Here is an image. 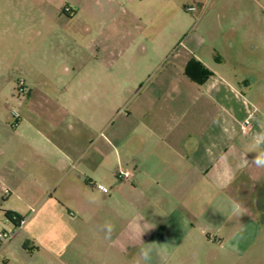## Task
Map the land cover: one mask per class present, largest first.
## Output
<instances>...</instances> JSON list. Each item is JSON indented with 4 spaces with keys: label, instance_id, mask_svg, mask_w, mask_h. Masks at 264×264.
Listing matches in <instances>:
<instances>
[{
    "label": "crops",
    "instance_id": "1",
    "mask_svg": "<svg viewBox=\"0 0 264 264\" xmlns=\"http://www.w3.org/2000/svg\"><path fill=\"white\" fill-rule=\"evenodd\" d=\"M201 1L9 0L14 16L28 10L43 27L4 32L33 30L44 42L18 45V54L39 59L23 98L13 86L0 99V221L13 226L6 211L24 219L7 205L13 192L24 194L25 209H37L26 221L35 232L26 236L20 226L0 239V264H20L27 237L34 246L49 242L51 253L55 238L39 231L58 222L71 227L61 241L105 242V221L115 226L108 241L119 255L140 257L141 247L156 246L150 264H161V248L167 264L209 250L214 262L264 264V169L243 164L256 155L247 152L252 136L264 131V75L240 72L241 51L228 29L204 16ZM189 6H197L198 25L185 24ZM80 16L97 18L92 39L81 35L91 26L76 30ZM77 90L98 103L77 104ZM121 168L131 177L118 178ZM232 200L248 209L239 219H229ZM35 249L21 264H38Z\"/></svg>",
    "mask_w": 264,
    "mask_h": 264
},
{
    "label": "rangeland",
    "instance_id": "2",
    "mask_svg": "<svg viewBox=\"0 0 264 264\" xmlns=\"http://www.w3.org/2000/svg\"><path fill=\"white\" fill-rule=\"evenodd\" d=\"M17 1H15L16 3ZM200 3L203 5L204 16L210 15L212 23L220 28V32L223 29H228L229 42L233 43V49L241 51V57L244 59L245 66H243L240 72L244 74H250L259 72L264 75V0H202ZM13 7V5H12ZM12 7L5 0H0V86L5 90V94L0 98L4 101L5 96H9L12 93L13 86L16 88L15 98H23V94L18 92L19 82H23L25 77L28 76L30 69L34 67L35 62L39 59L34 53L29 50L21 51L18 54V45L33 47L35 43L41 44L44 42V36H40L37 32L29 30L24 33H5L4 27L7 25H23L32 26L36 24L34 29L43 27L41 20L44 18H35L31 14H28V10L21 13L22 17L14 16ZM197 7V6H196ZM187 15L185 24L198 25V18L193 13H186ZM203 16V17H204ZM184 17V18H185ZM206 18V17H205ZM146 19V17H143ZM172 21H175L172 19ZM43 24H49V21ZM76 30L81 25H89L92 27V31L87 34H81L83 40L91 39L97 34L99 24L97 18L80 16L74 23ZM39 27V28H38ZM79 37L80 34L75 33ZM221 35V34H220ZM225 38L226 35H221ZM223 38L221 39L223 41ZM224 43V42H222ZM4 45L11 47L10 51L4 50ZM238 56V53H237ZM247 62V63H246ZM248 63H257L260 66L254 70L252 66H247ZM9 72L11 80H8L7 72ZM241 73V74H242ZM4 75V76H1ZM7 78V79H6ZM55 85L58 82H53ZM8 85V86H7ZM93 83H89V86ZM76 103L81 105H95L98 102V97H89L87 99H81L83 97L82 92L77 90ZM82 100V101H81ZM12 109H17L16 104L9 105ZM18 111V109H17ZM110 114H108L109 116ZM11 195V193L9 194ZM18 192H13L8 202V207L11 209L21 210L24 213V221L21 225L24 235H30V232L36 231L34 223H27V216L35 214L37 211L35 204H32L31 209H25L22 200L18 198ZM27 218V219H26ZM50 227V228H49ZM46 226L42 228L39 235L46 234L55 238V242L51 247L53 250L51 253L46 249L45 245H50L49 242H45V245L34 246V241L27 237L30 248L27 252H24V256L21 261L30 262V253H33L35 247L39 249L41 254L38 264H150L141 257L119 255L118 252L111 246L110 241H87L86 238L76 235L71 241H61L60 236H70V226L66 223H57L54 226ZM17 231L14 230L12 225L0 221V232H8L11 234V239L15 236ZM10 240V239H9ZM5 241V240H2ZM32 251V252H31ZM37 251V250H36ZM199 253V252H198ZM204 253V254H203ZM20 261V264H21ZM168 264H230L227 258H221L220 262H214L211 257V251L200 252L197 257H172ZM248 264H263V261L258 258H251V263Z\"/></svg>",
    "mask_w": 264,
    "mask_h": 264
},
{
    "label": "clouds",
    "instance_id": "3",
    "mask_svg": "<svg viewBox=\"0 0 264 264\" xmlns=\"http://www.w3.org/2000/svg\"><path fill=\"white\" fill-rule=\"evenodd\" d=\"M248 153H256L254 159L249 161L246 159V156L244 158L243 164L245 166L252 165L258 169H264V131H261L259 133H256L252 136L251 142L248 145L247 149ZM247 155V154H246ZM226 186V185H222ZM248 212V209L244 206V203H242L239 200H232L231 201V218H237L241 217L242 215L246 214ZM153 228V227H152ZM104 232V239L105 240H111L112 235L115 231V226L110 221H105L104 225L101 229ZM144 231L142 230L140 232V237ZM156 246L152 244H148L145 247H141L139 250V255L143 259V261L148 262L152 258V253ZM158 254L160 256L161 264H167V253L162 248L159 249Z\"/></svg>",
    "mask_w": 264,
    "mask_h": 264
},
{
    "label": "built area",
    "instance_id": "4",
    "mask_svg": "<svg viewBox=\"0 0 264 264\" xmlns=\"http://www.w3.org/2000/svg\"><path fill=\"white\" fill-rule=\"evenodd\" d=\"M187 11L190 12V13H194V12L197 11V7H195V6H189V7H187ZM27 91H28V87L26 86L25 81L19 82V84H18V92H19V94L25 95ZM13 116H14V118L16 120L19 119V114L16 111L13 112ZM251 121H252V117H250L247 120V122H246L247 124L243 128L244 130H246L247 125L250 124ZM116 175H117L118 178L127 179V178H130L132 174H131V171H129L127 169L121 168L117 172ZM97 187L100 190L104 191V192L107 191V188L104 187V186H102V185H98ZM23 221H24V219L21 221L19 227L22 225ZM14 230H16V228H14ZM0 239H2V240H9V239H11V234H9L8 232H0Z\"/></svg>",
    "mask_w": 264,
    "mask_h": 264
},
{
    "label": "trees",
    "instance_id": "5",
    "mask_svg": "<svg viewBox=\"0 0 264 264\" xmlns=\"http://www.w3.org/2000/svg\"><path fill=\"white\" fill-rule=\"evenodd\" d=\"M6 218L13 224L14 228H18L23 218L14 212L6 211Z\"/></svg>",
    "mask_w": 264,
    "mask_h": 264
}]
</instances>
